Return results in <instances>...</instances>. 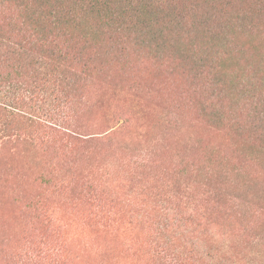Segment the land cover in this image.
<instances>
[{"label":"rangeland","instance_id":"1","mask_svg":"<svg viewBox=\"0 0 264 264\" xmlns=\"http://www.w3.org/2000/svg\"><path fill=\"white\" fill-rule=\"evenodd\" d=\"M243 8L253 24L234 19ZM214 19L232 46L219 71L224 90L207 93L171 56L146 58L128 75L105 68L77 93L80 135L56 142L60 149L29 143L25 133L8 138L0 148V264L258 263L264 0H236Z\"/></svg>","mask_w":264,"mask_h":264},{"label":"trees","instance_id":"2","mask_svg":"<svg viewBox=\"0 0 264 264\" xmlns=\"http://www.w3.org/2000/svg\"><path fill=\"white\" fill-rule=\"evenodd\" d=\"M234 1L0 0V89H11L0 90V148L23 133L29 143L54 149L80 135L72 123L73 101L105 68L128 75L146 58L171 56L207 93L224 90L219 71L232 59V46L214 16ZM253 16L246 8L233 14L250 24ZM20 85L26 98L19 97ZM16 120L22 124L18 132L10 127ZM258 257L257 264H264V255Z\"/></svg>","mask_w":264,"mask_h":264}]
</instances>
